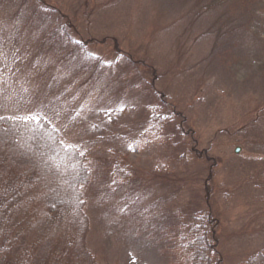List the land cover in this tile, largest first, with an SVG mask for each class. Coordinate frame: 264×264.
Here are the masks:
<instances>
[{
    "label": "rangeland",
    "instance_id": "obj_1",
    "mask_svg": "<svg viewBox=\"0 0 264 264\" xmlns=\"http://www.w3.org/2000/svg\"><path fill=\"white\" fill-rule=\"evenodd\" d=\"M152 108L176 117L135 150ZM2 117H43L89 155L102 264H175L177 227L198 212L217 221L220 264L264 250V0H0ZM10 152L1 165L26 174ZM36 214L28 238L70 252Z\"/></svg>",
    "mask_w": 264,
    "mask_h": 264
},
{
    "label": "trees",
    "instance_id": "obj_2",
    "mask_svg": "<svg viewBox=\"0 0 264 264\" xmlns=\"http://www.w3.org/2000/svg\"><path fill=\"white\" fill-rule=\"evenodd\" d=\"M159 112L152 108L140 140L132 144L135 150L162 142L166 123L174 121L176 111L163 108V113ZM5 150L15 152V163L11 165L21 169L27 163L28 170L20 175L7 170L10 163L1 165L5 159L0 161V264H102L88 248L91 225L83 191L94 181L89 155L76 146L66 145L59 131L43 117L0 118V157L5 156ZM36 163L49 170L29 168ZM115 166L112 172L116 181L128 177ZM23 203H30L29 209H19ZM36 211L43 212L44 223L53 225L54 231L60 226L65 228L64 237L74 246L70 252L64 238L51 249L49 235L38 240L28 238L37 219ZM66 215L72 219H66ZM195 215L189 223L177 227L176 245L172 248L175 264H220L217 221L210 212ZM5 235L9 239H2ZM251 259L248 264H264V250Z\"/></svg>",
    "mask_w": 264,
    "mask_h": 264
},
{
    "label": "water",
    "instance_id": "obj_3",
    "mask_svg": "<svg viewBox=\"0 0 264 264\" xmlns=\"http://www.w3.org/2000/svg\"><path fill=\"white\" fill-rule=\"evenodd\" d=\"M239 152H240V149H237V150H236V153H239Z\"/></svg>",
    "mask_w": 264,
    "mask_h": 264
}]
</instances>
